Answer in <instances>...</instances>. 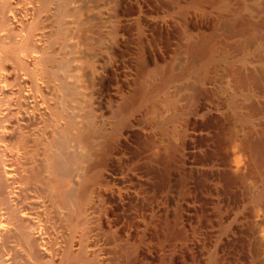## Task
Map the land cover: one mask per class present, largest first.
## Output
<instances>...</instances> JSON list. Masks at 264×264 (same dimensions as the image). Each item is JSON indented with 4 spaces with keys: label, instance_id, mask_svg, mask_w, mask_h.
Masks as SVG:
<instances>
[{
    "label": "bare ground",
    "instance_id": "1",
    "mask_svg": "<svg viewBox=\"0 0 264 264\" xmlns=\"http://www.w3.org/2000/svg\"><path fill=\"white\" fill-rule=\"evenodd\" d=\"M154 1L98 2L114 38L96 54L94 44L80 48L87 34L71 42L64 5L0 0V264H223L213 230L221 181L244 206L241 228L264 264L263 162L224 167L234 147L255 149L245 132L258 112L232 99L218 116L205 103L218 99L216 83L242 90L247 80L217 29L189 38L184 61L168 46L152 56L147 41L174 33L178 20ZM128 2L137 9L125 12ZM209 126L219 131L213 155ZM93 222L110 236L88 230Z\"/></svg>",
    "mask_w": 264,
    "mask_h": 264
},
{
    "label": "rangeland",
    "instance_id": "2",
    "mask_svg": "<svg viewBox=\"0 0 264 264\" xmlns=\"http://www.w3.org/2000/svg\"><path fill=\"white\" fill-rule=\"evenodd\" d=\"M104 1L105 0H51V6L54 7H52L53 10L58 9L61 5H64L68 10L67 19L69 21L67 19L66 20L70 22L68 24V27L70 28L69 31L71 32V36L74 35L73 39L70 37V40L72 39L71 42L77 41L82 35L87 34L88 41L86 43H81L80 48L83 50H88L90 49V45L94 44L91 46V49H93L94 47L96 50H93L96 51V54L104 52L103 50H106L104 48L106 43L108 45L109 43L113 42L112 39L114 38V35L110 34L112 33L110 22L104 19L103 12L101 13L100 11H98L99 8L103 9V7L106 6V2ZM98 2H101L104 5ZM155 3L157 2L154 1L151 7H154L153 9L155 10L161 11V16L166 18H170L172 16L173 18L178 20L176 31L174 33L172 32L173 34L170 32L169 34L168 32H158L147 41V45L150 48L151 53H153L152 56H154L156 53H160L161 49H165L164 46H168L167 48H173L174 50H176L178 52V58L184 61L185 51H187L189 38L195 39L209 30L216 29L219 30L222 34L226 35L228 43L230 44V46H232L230 52L232 54H230V56L232 57H230V61L233 67L237 69V71L247 80V85L242 90H235L225 87V83L221 84L220 82H218L214 85L217 95L219 94L218 96H216L218 99L213 100L207 98L205 99V103H210V105L213 104L212 111L215 112L214 115L218 116H223L226 114L225 112L229 113L228 111H233V106H230L232 99L237 100L238 103L241 104L240 109H254L258 112L256 119L251 123V130H248L249 132H245V135H248L249 137L251 136V138H253L255 143V151L249 150V152L243 150L240 147H234L233 150H231V153L232 151L234 153H230L231 156H229L227 163H224V167H226L227 164L230 165V163L233 164L238 162H249L250 160H254V158L258 157L263 162L262 165L264 168V0H206L204 1V3L200 0H162L161 3H157L158 5ZM97 5H99L100 7ZM161 8H163L162 10L164 11H162ZM123 9H126L127 11L125 10V12L129 13L137 8L133 3L128 2L123 6ZM99 13L103 15L100 16L101 14L99 15ZM173 15H175V17ZM99 19L104 22L103 26V22H100ZM186 20L193 25V31L191 32V35L189 37H185ZM99 25H101L102 27ZM109 28L111 30H109ZM95 32L97 33V35ZM92 33H95L94 35L96 36H93ZM99 33L102 35H100ZM107 33H109L111 36H109V34ZM160 33L162 35H160ZM92 38H94V40ZM109 39H111L112 41L110 40V42ZM102 42L104 43L102 44ZM102 46L104 47L102 48ZM158 49H160V51ZM197 64H199V62H197ZM62 73L63 76L65 75V73L68 77L70 76L69 79L74 76V72L71 73L63 71ZM66 75L64 77V81L74 80V77L69 80ZM197 75H199V73L195 74L196 78ZM196 78H194V80L197 83ZM109 79L111 78H107V82H105V91H110L112 87L115 88L116 86L113 79H111L112 81ZM197 88V90L202 89V85L198 83ZM196 92L197 98L195 99V102L196 104H198L199 100H202V96L200 94V91ZM109 115L106 113L104 115H100L97 119L99 121L98 123L100 125L104 124L105 127L109 126V124L111 123L110 119H112L111 115L110 117ZM201 118L202 116L197 115L196 113V119L199 120ZM99 119H101L102 122ZM204 133L206 135V138H208L207 143L212 146L211 150H209V154L213 155L218 143L219 131L215 127L209 126L205 129ZM218 182L219 181H215L214 183ZM219 187L222 189L221 192L223 194V199H221L219 205H217L218 203H215L216 205H213L214 212L216 214L213 221V230L215 233V242H221L220 244H222V247L224 246V252H226L225 254L224 252H222L223 264H258L259 260H257L258 258H256L250 251L246 235L241 228V226L246 223L245 221H247V219L244 218V206H240L238 205V203H235V201H232L233 198L231 199L230 190H228V188L226 189L223 181L219 183ZM210 194L213 195L214 193L212 194L211 192ZM263 199L264 194L262 196V200ZM257 218H264V206L259 213V217ZM91 225L93 226V228H90ZM238 225H240L241 229ZM97 226L98 223L96 224V222H93V224H88V230L94 229L95 231L96 229H100L99 233L101 232L100 234H102L103 237L106 238L110 236V232L108 230L106 231V229L102 228V226H100V228H98L99 226ZM257 237L264 238V226L257 232ZM227 238L230 239V242ZM231 240L234 241L232 242ZM263 258L264 254H262L259 259L264 261Z\"/></svg>",
    "mask_w": 264,
    "mask_h": 264
}]
</instances>
